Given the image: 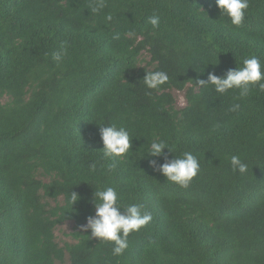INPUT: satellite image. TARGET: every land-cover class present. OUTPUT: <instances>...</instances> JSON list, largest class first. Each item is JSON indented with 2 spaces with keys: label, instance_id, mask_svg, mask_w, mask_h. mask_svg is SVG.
Instances as JSON below:
<instances>
[{
  "label": "trees",
  "instance_id": "16d2710c",
  "mask_svg": "<svg viewBox=\"0 0 264 264\" xmlns=\"http://www.w3.org/2000/svg\"><path fill=\"white\" fill-rule=\"evenodd\" d=\"M97 3L0 0V264H64L66 256L68 264H264V92L238 99V90L194 84L250 55L264 62V0H249L238 28L215 0H103L93 13ZM153 70L169 75L159 90L143 84ZM172 90L183 91V107ZM111 123L132 138L119 161L102 158L98 124ZM157 137L172 148L168 159H199L187 189L150 167L163 163L144 154ZM232 155L247 173L232 171ZM104 186L124 205H143L152 221L120 256L78 229L59 245L56 226L84 224Z\"/></svg>",
  "mask_w": 264,
  "mask_h": 264
},
{
  "label": "clouds",
  "instance_id": "9594fccd",
  "mask_svg": "<svg viewBox=\"0 0 264 264\" xmlns=\"http://www.w3.org/2000/svg\"><path fill=\"white\" fill-rule=\"evenodd\" d=\"M215 6L219 9L220 16L225 17L231 26L238 28L244 23L249 0H215ZM103 7V0H98L97 5L92 8V12L97 13ZM112 19L111 14L105 16L106 21ZM148 23L154 30L158 29L160 17L153 15L149 17ZM128 35H132V33H128ZM113 38L119 39V34ZM66 51L67 49L62 44L59 51L52 53V60L59 64ZM168 82L169 75L162 70L147 71L143 77V84L149 90H159ZM194 84L201 90L211 87L221 95L229 90H238V99L247 97L252 88L264 92V62L257 56L250 55L243 58L240 66L227 70L223 76L209 72L206 79H197ZM239 109L240 104L235 103L229 111L236 112ZM98 126L102 143V158L117 161L127 158L132 139L129 131L115 123L98 124ZM165 149H167V153L164 152ZM168 153H172V148L165 140L157 137L152 139L144 154L150 157H163V163H159L156 159L149 160L150 167L167 181L187 189L201 170L199 159L192 152H183L168 159ZM229 163L233 172L243 175L248 171V164L242 161L238 155H232L229 158ZM96 167V163L93 162L89 166L90 171L95 172ZM114 167L115 165H109L107 171L111 172ZM92 196L94 212L85 218V223L79 226L80 230L89 233V239L111 242L112 255L120 256L129 246L128 236L148 225L152 221V214L144 210V206L141 204H122L119 193L113 186L97 187ZM77 199L78 195L71 192L72 204Z\"/></svg>",
  "mask_w": 264,
  "mask_h": 264
},
{
  "label": "rangeland",
  "instance_id": "374dc122",
  "mask_svg": "<svg viewBox=\"0 0 264 264\" xmlns=\"http://www.w3.org/2000/svg\"><path fill=\"white\" fill-rule=\"evenodd\" d=\"M145 56L146 55H143V58L148 60L147 58H145ZM144 62H145V60H144ZM171 93L173 94V96L175 98L176 106L179 107V108L183 107L185 105V99H184L183 91L172 90ZM6 99L7 98L4 97V98L0 99V102H5ZM48 202L50 204H53V201H51V200H48ZM76 229L80 230V227H77L75 225V223L72 222V221H66V222L56 226L54 233H55L56 241L58 242V244L63 246L65 243L74 242V240L70 236V233L73 232ZM64 264H68L67 256L65 258V263Z\"/></svg>",
  "mask_w": 264,
  "mask_h": 264
}]
</instances>
